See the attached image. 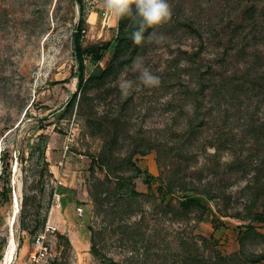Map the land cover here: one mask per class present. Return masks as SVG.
<instances>
[{"label": "rangeland", "instance_id": "374dc122", "mask_svg": "<svg viewBox=\"0 0 264 264\" xmlns=\"http://www.w3.org/2000/svg\"><path fill=\"white\" fill-rule=\"evenodd\" d=\"M167 2L172 19L158 29L165 39L159 44L148 42L144 53L108 82L106 91L91 90L81 114L78 105L72 114H63L73 94L79 92L74 31L81 12L85 47L111 40L119 20L107 13L103 0H0V264L5 262L12 239L16 244L13 264H28L34 239L48 224L54 228L53 251L41 264H182L181 243L196 250L198 243L200 252L209 256L201 238L212 234L223 254L239 249L233 227L218 229L209 214L201 219V210L181 209L180 193L167 204L153 196H130L127 190H116L106 171L92 164L94 157L105 152L113 158L111 176H131L136 170L127 156L142 139L154 154L140 159L139 165L155 176L166 172L171 155L187 146L193 154H200L198 161H189L191 168L205 163L206 148L214 152L208 145L218 135L214 125L185 145L182 130L193 115L194 102L169 77L174 64H188L182 52L198 51L201 45L197 35L183 26L185 20L199 26L204 42L201 57L207 63L214 64L226 46L232 48L228 74L236 72L240 81L247 83L245 72L255 52L264 60V18L249 35L247 57H240V48L228 39L232 24L242 20L245 0ZM134 61L159 77L158 87L149 88L139 80ZM93 69L88 66L89 73ZM121 80L132 83L128 95L120 90ZM184 80L189 83L186 75ZM253 92L236 102L233 134L243 157L251 156L250 162L259 164L264 158V137L257 143L251 129L264 122V98ZM212 114L215 117L208 118L210 122L212 118L223 120L220 110ZM7 150H13V157L6 161ZM221 155L222 161H230L233 152L226 150ZM251 170L247 177L240 173L227 191L231 195L228 214L238 223H242L250 197L246 187L255 174ZM95 189L101 194L98 202ZM211 204L216 210L228 206L221 201L218 206ZM259 232L264 234V226ZM244 250L264 253V238L248 240Z\"/></svg>", "mask_w": 264, "mask_h": 264}, {"label": "trees", "instance_id": "16d2710c", "mask_svg": "<svg viewBox=\"0 0 264 264\" xmlns=\"http://www.w3.org/2000/svg\"><path fill=\"white\" fill-rule=\"evenodd\" d=\"M260 1L264 2V0H245L247 5L243 10L242 20L240 23L232 24L233 33L228 36L229 41L233 42L236 48H240L238 55L243 58L248 56L249 35L253 30L258 29L259 19L264 18V4L262 5ZM78 2L82 3V0H78ZM80 15L79 24L74 31V52L78 65L79 92L73 94L63 114H72L76 105H78V113L81 114L86 101L89 99L88 93L93 89L101 88L106 91L108 82L120 74L127 65L132 64L134 59L143 54L148 43L147 39L139 45L133 43L131 34L138 26V19L134 21L125 17L119 20L117 33L111 40L102 45L85 47L82 42L84 36L83 13L81 12ZM179 23L181 22L179 21ZM242 23L251 25V29L248 30ZM182 24L187 28L189 34L197 35L201 41L198 51L182 52L187 56L188 64L186 66L174 64V68H172L174 72L169 75L170 79L178 81L176 82L177 85L182 86V91L186 92L194 102L193 115L182 130L186 140L184 143L187 146L192 140L201 138L211 125L218 126V130H215L218 132L216 139L208 142L209 147L214 148V152L209 153L206 148L205 163L201 164L199 168L193 166L191 168L189 161H198L200 154H193L187 146L175 156L171 155V161L166 164V172L162 171L159 176H155L149 171L143 170L139 165L140 159L148 158L154 154L152 147L149 144H143L146 141L142 139L140 144L127 156L128 164L136 170L135 174L127 177L111 176L109 171L113 158L105 152L101 153L98 158L94 157L92 164H97L100 170L106 171L107 178L115 182L118 191L127 190L130 196L157 197L161 204H167L169 198L180 193L182 195L179 202L181 209L189 212V210L197 208L201 210L200 218L203 219L205 215L209 214L213 217V222L218 223V229L221 226H230L238 232L237 240L240 247L228 255L223 254L220 250V242L213 234L201 238L202 244L205 246L204 249L209 252V256L200 252L201 247L198 246V243L195 244V247H198L196 250L186 247V243L182 242L180 246L182 264H263L264 253H247L244 247L246 242L252 238H264V234L259 232V227L264 226V158L261 163L254 164L250 162L253 160L251 156L244 158L242 151L237 150L236 135L233 134L235 124L232 118L237 114V112H233L236 102L240 101L243 95L254 91L253 93H258L259 97L264 98V60L259 52L253 54L254 59L250 61L244 76L248 78V81L244 83L240 81L236 72H232L231 75L228 74L230 63L227 58L231 47L226 46L224 54L217 58L214 64L207 63L201 57L204 42L199 26L194 20H185ZM152 31L153 29L146 28L145 37ZM111 50L113 52L110 60L106 66H103L102 62ZM88 66L94 67L90 73ZM184 75L188 77L189 83L185 82ZM224 104H227L225 109ZM218 110L223 115V120L217 122L212 118L210 122L208 118L215 117L212 113ZM91 118L92 116H87V119L90 120ZM93 120L94 118L90 123ZM251 132V135L256 137L257 143L260 144L261 137H264V122L251 129ZM226 150L233 152L230 161H222L221 154ZM5 155L7 161L13 157V150H7ZM6 168L8 169V164ZM251 169L254 170L255 174L251 177L252 183L246 187L250 192V197L244 206L245 216H242V223H238L228 214L231 195L227 191L235 184L236 177L240 173H243L244 176L242 177H247L251 174ZM96 188L98 187L96 186ZM142 188L146 190L141 191ZM100 195L98 190L93 191L96 202L101 198ZM2 197L7 196L3 195ZM218 201L228 204V206L216 210L211 203L216 202L218 206ZM218 213L225 214L221 216ZM89 230L92 232V250L96 253L93 229L89 228ZM111 264L116 263L112 262Z\"/></svg>", "mask_w": 264, "mask_h": 264}, {"label": "clouds", "instance_id": "9594fccd", "mask_svg": "<svg viewBox=\"0 0 264 264\" xmlns=\"http://www.w3.org/2000/svg\"><path fill=\"white\" fill-rule=\"evenodd\" d=\"M104 7L108 14L117 20L125 17L137 20L138 26L131 34L134 44H141L145 39L148 42L155 41L159 44L165 39L158 29L168 24L172 19V10L167 0H103ZM146 28L153 31L145 37ZM134 68L140 71L139 80L147 87H158L160 79L153 75L148 69L134 61ZM123 95H128L132 87L131 81L121 80L119 83Z\"/></svg>", "mask_w": 264, "mask_h": 264}, {"label": "built area", "instance_id": "2783aa9c", "mask_svg": "<svg viewBox=\"0 0 264 264\" xmlns=\"http://www.w3.org/2000/svg\"><path fill=\"white\" fill-rule=\"evenodd\" d=\"M53 231L54 228L48 224L37 234V236L34 239L35 250L31 254L28 264H41L52 255L53 248L51 244V238L53 236ZM5 259L6 257H4V260ZM14 260L11 264L15 263Z\"/></svg>", "mask_w": 264, "mask_h": 264}, {"label": "bare ground", "instance_id": "6f19581e", "mask_svg": "<svg viewBox=\"0 0 264 264\" xmlns=\"http://www.w3.org/2000/svg\"><path fill=\"white\" fill-rule=\"evenodd\" d=\"M18 212H15V215H17ZM9 247V246H8ZM16 249V244L14 243V239H12V244L8 248L7 254H6V259L4 264H10V262L13 260L14 257V251ZM13 262V261H12ZM11 262V263H12Z\"/></svg>", "mask_w": 264, "mask_h": 264}]
</instances>
